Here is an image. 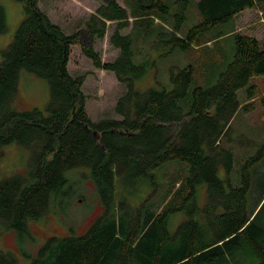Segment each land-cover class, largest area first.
Returning a JSON list of instances; mask_svg holds the SVG:
<instances>
[{
    "label": "trees",
    "instance_id": "16d2710c",
    "mask_svg": "<svg viewBox=\"0 0 264 264\" xmlns=\"http://www.w3.org/2000/svg\"><path fill=\"white\" fill-rule=\"evenodd\" d=\"M17 1L24 3L25 16L0 61V145L14 139L30 155L27 173L0 181V226L23 229L26 218L42 217L57 203L73 169L88 171L102 204L85 233L49 237L29 264H264L259 215L264 202L257 211L247 205L250 166L264 152L242 164L239 186L218 175L221 166L232 169V150L224 146L232 118L238 110L252 112L256 103L264 106V93L251 83L264 76V42L235 31V18L264 0H125L124 6L101 0L83 26L70 33L49 18L38 0ZM108 21L115 22L108 40L118 54L102 61L93 44L104 37ZM222 24L225 31L206 37ZM129 25L127 33L120 32ZM5 29L0 6V34ZM223 37L233 40L225 54L215 44L214 54L198 69L193 62L168 66L169 87L135 89L146 67L155 64L151 54L157 43H166L171 52L185 51ZM141 45L147 46L145 52ZM72 46L124 84L114 104L120 119L90 118L82 89L86 75L68 70ZM138 54L145 56L141 63ZM22 69L47 80L46 113L12 108ZM214 76L210 85L190 87ZM239 89L245 91L243 104ZM172 159L188 164L184 180H173L158 201L147 197L132 206L124 198L120 184L144 181L148 170ZM202 184L206 197L199 205L197 186ZM178 211L186 217L170 231L169 217ZM0 264L18 262L0 247Z\"/></svg>",
    "mask_w": 264,
    "mask_h": 264
},
{
    "label": "rangeland",
    "instance_id": "374dc122",
    "mask_svg": "<svg viewBox=\"0 0 264 264\" xmlns=\"http://www.w3.org/2000/svg\"><path fill=\"white\" fill-rule=\"evenodd\" d=\"M196 0H191L194 4ZM121 6L125 5V0H117ZM39 7L43 9L49 18L60 25L66 33L83 26V20L96 10L101 4V0H38ZM3 8L6 29L0 34V61L4 49L13 40L15 32L25 16L24 3L17 0H0ZM191 15L194 14V7H189ZM193 19L188 21L191 24ZM115 27L114 21L107 22V31L103 38L95 39L94 48L97 50L102 61H112L118 54V49L113 48L109 43V36ZM186 28V26H184ZM226 25L215 26L206 37H211L217 32L225 31ZM127 28L120 29L121 33H127ZM235 31L254 34L260 42L264 41V3L256 9L247 10L240 13L235 18ZM220 54H225L229 50V45L233 40L223 37L217 42L209 41L204 46L194 47L190 50L169 51L164 42L156 45L155 53L151 57L155 58V64L146 67L142 77L135 81V89L144 91L152 86L164 85L169 87L168 66L175 63L185 66L193 62L196 69L201 67L206 56L214 54V45ZM150 46V44H149ZM141 50H147L146 45H141ZM138 63L145 60V56H136ZM168 69V70H167ZM71 75L85 74L83 92L86 95V110L93 121L100 118L112 117L121 118L114 111V104L118 97L125 92L124 84L116 79L113 72L95 68L91 61L82 55L78 46H72L68 64ZM223 70V69H222ZM215 82V76L208 83L193 82L195 84L207 86ZM251 83L257 85L259 94L264 93V76L251 79ZM191 89V88H190ZM238 100L241 104L247 102L244 89L237 91ZM50 101V90L46 79L22 69L19 71L17 94L13 102V109L19 112H29L34 109L46 113L47 105ZM229 125L232 130L230 141H224L225 147L232 150V169L227 172L224 166L218 169V175L222 179L229 178L233 186L242 183V164L252 158H256L264 152V106L256 103L255 109L247 114L237 111ZM262 152V153H263ZM29 151L16 141L10 140L0 145V181L13 174H25L28 171ZM251 181L248 193V209L256 211L264 202V155L250 166ZM148 175L144 181L138 180L124 181L120 184L124 198L132 206H137L140 202L152 197L158 201L161 195L166 192L169 185L175 179L184 180L189 175L188 164L178 159L167 160L157 168L148 170ZM68 182H66L62 193L58 197L56 204H50L49 210L38 219L26 218V228L17 229L14 227L5 228L0 226V247L10 251L16 258L18 264H29L37 256L40 246L51 236H77L85 233L90 224L102 210V204L97 192L96 185L90 177L88 171L83 168L73 169L68 172ZM153 182L155 184H153ZM198 188V189H197ZM197 203L202 205L206 197L205 184L197 186ZM260 217L264 221V205L260 209ZM186 214L182 211L170 215L168 228L174 231L177 225L183 221Z\"/></svg>",
    "mask_w": 264,
    "mask_h": 264
},
{
    "label": "crops",
    "instance_id": "0c3cea01",
    "mask_svg": "<svg viewBox=\"0 0 264 264\" xmlns=\"http://www.w3.org/2000/svg\"><path fill=\"white\" fill-rule=\"evenodd\" d=\"M258 38V37H257ZM258 40H259V38H258ZM264 42V41H263ZM155 56H156V53H155Z\"/></svg>",
    "mask_w": 264,
    "mask_h": 264
}]
</instances>
